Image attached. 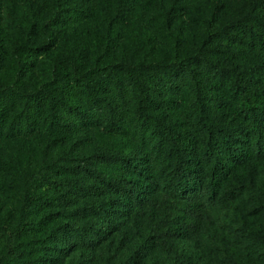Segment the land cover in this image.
I'll return each mask as SVG.
<instances>
[{
  "label": "trees",
  "instance_id": "16d2710c",
  "mask_svg": "<svg viewBox=\"0 0 264 264\" xmlns=\"http://www.w3.org/2000/svg\"><path fill=\"white\" fill-rule=\"evenodd\" d=\"M64 22L67 0H44ZM157 0H76L82 20L104 17L110 45L129 34L133 8ZM170 10L167 25L178 18ZM101 36L76 32L68 57L48 81L26 63H0V134L17 144L39 130L48 139L92 137V152L25 170L0 161V185L20 192L19 220L0 216L8 247L0 264H39L42 253L90 251L119 235L120 253L92 260L129 264L155 250L186 264L177 244L198 242L224 208L243 197L264 165V0H233L216 9L204 36L178 41L138 66L106 65ZM46 47L15 49L36 58ZM61 221L54 222L59 215ZM56 213V214H55ZM52 226L37 239L36 216ZM52 218V220H51ZM258 240V237H253ZM257 241L231 246L218 264H253ZM91 262V261H90ZM90 262H87L90 264Z\"/></svg>",
  "mask_w": 264,
  "mask_h": 264
},
{
  "label": "rangeland",
  "instance_id": "374dc122",
  "mask_svg": "<svg viewBox=\"0 0 264 264\" xmlns=\"http://www.w3.org/2000/svg\"><path fill=\"white\" fill-rule=\"evenodd\" d=\"M100 1V0H96ZM130 1V0H123ZM233 0H157L154 10L133 8L132 28L117 45L111 44L109 25L104 17L82 20L78 15L76 0H67L68 18L60 21L58 10L47 9L44 0H0V63L11 61L26 63L39 82L48 81L55 65L69 56L71 37L76 32L96 34L102 37L104 47L96 51L106 65L147 64L159 54L175 51L178 41H195L204 36L206 24L216 9ZM179 10L178 18L167 25L170 10ZM28 45L44 46L46 51L39 57H21L15 49ZM0 134V161L20 165L25 170H40L51 159L63 161L87 157L92 152V137L88 134H73L61 139L50 138L45 130H39L17 144ZM0 182L9 185L10 179L0 175ZM22 193L13 195L0 185V216L13 222L19 220V205ZM56 213L59 214L58 211ZM55 213V214H56ZM39 226L37 239L47 234L52 226L48 218L36 216ZM61 221V215L54 216ZM52 220V218H51ZM253 237H258L254 240ZM257 241L258 252L253 264H264V165L254 183H248L242 198L222 210L214 229L205 233L198 242L185 240L177 244L178 252L186 264H218L227 257L231 246L244 248ZM140 242L131 244L125 260L129 264H176L165 252L153 251L145 258L134 257L133 252ZM8 247L7 238L0 235V259ZM120 237L113 235L95 245L90 251H76L60 256L56 261L50 252L42 253L39 264H97L92 260L102 256L114 257L120 253Z\"/></svg>",
  "mask_w": 264,
  "mask_h": 264
}]
</instances>
